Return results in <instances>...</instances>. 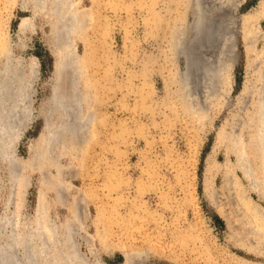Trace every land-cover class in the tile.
Segmentation results:
<instances>
[{"label":"rangeland","instance_id":"rangeland-1","mask_svg":"<svg viewBox=\"0 0 264 264\" xmlns=\"http://www.w3.org/2000/svg\"><path fill=\"white\" fill-rule=\"evenodd\" d=\"M38 1L0 0L30 106L0 237L13 214L77 264H264V0Z\"/></svg>","mask_w":264,"mask_h":264},{"label":"bare ground","instance_id":"bare-ground-1","mask_svg":"<svg viewBox=\"0 0 264 264\" xmlns=\"http://www.w3.org/2000/svg\"><path fill=\"white\" fill-rule=\"evenodd\" d=\"M36 2L38 0H35ZM41 1V0H40ZM61 1V0H60ZM75 1V0H74ZM199 1V0H198ZM203 1V0H202ZM207 1V0H206ZM214 1V0H213ZM221 1V0H220ZM225 1V0H224ZM243 0H238V5L239 3H241ZM200 2V1H199ZM216 2V1H215ZM39 3V1L37 2ZM65 3H69V2H65ZM205 3V2H204ZM233 3V1H232ZM44 4V3H43ZM73 4V3H72ZM72 4L70 5V7L72 6ZM216 4V3H215ZM221 4V3H218ZM225 4V3H224ZM223 4V5H224ZM235 4V3H234ZM227 5V4H226ZM67 6V5H66ZM222 6V5H221ZM225 6V5H224ZM227 7V6H225ZM233 7V6H232ZM43 8V7H42ZM67 8V7H66ZM73 8V7H72ZM71 8V9H72ZM80 9V8H79ZM224 9V8H223ZM222 9V10H223ZM205 11V10H203ZM233 12V11H232ZM73 13V12H72ZM45 14V13H44ZM200 14H204L202 11ZM207 14V12H206ZM223 14V13H222ZM229 14V13H228ZM221 15V13H220ZM226 15V16H225ZM224 16L227 17V14H225ZM58 16V14H57ZM65 16V15H64ZM61 17V16H60ZM204 17V16H203ZM65 18V17H64ZM213 18V17H212ZM222 18V16H221ZM238 18V17H237ZM200 18L199 22H203L201 21ZM224 19V18H223ZM226 19V18H225ZM21 20V19H20ZM222 20V19H221ZM235 21V20H234ZM239 21V20H238ZM237 21V22H238ZM67 22V20H66ZM84 22V21H83ZM221 22V21H220ZM202 24V23H201ZM254 24V23H253ZM77 27L79 26L78 23L76 22ZM76 25H73L74 27ZM200 25V24H199ZM203 25V24H202ZM206 25V24H205ZM204 25V26H205ZM65 27L67 25H64ZM177 26V25H176ZM221 26V25H220ZM23 27V23H21V28ZM68 27V26H67ZM66 27V28H67ZM80 27V26H79ZM24 28V27H23ZM73 28V27H72ZM76 28V27H75ZM200 27H198L199 29ZM70 29V28H69ZM68 29V30H69ZM197 29V28H196ZM24 30V29H23ZM73 30V29H70ZM198 31V30H197ZM199 32V31H198ZM201 33V32H200ZM176 34V33H175ZM177 35V34H176ZM184 38V37H183ZM198 38V37H197ZM199 39V38H198ZM221 39V38H220ZM219 39V40H220ZM182 40V39H181ZM185 40V39H184ZM195 40V39H194ZM174 42V40H171ZM205 41V40H204ZM222 43V40H220ZM252 41V40H251ZM199 43V41H197ZM224 42V41H223ZM226 42V41H225ZM196 43V42H195ZM227 43V42H226ZM169 44V42H168ZM223 44V43H222ZM225 44V43H224ZM223 44V47H224ZM184 45V44H182ZM180 45V47L182 46ZM188 45V44H187ZM220 46V44H219ZM227 46V45H226ZM183 47V46H182ZM188 47V46H187ZM222 47V46H221ZM218 48V47H217ZM225 48V47H224ZM184 49V47H183ZM191 49V46L190 48ZM222 50V49H220ZM229 50V49H228ZM185 51V50H184ZM190 51V50H189ZM224 51V50H223ZM230 51V50H229ZM9 52V51H8ZM192 52V51H191ZM184 53V52H182ZM181 53V54H182ZM218 53V52H217ZM216 53V54H217ZM222 53V51H221ZM178 54V53H177ZM199 55V54H198ZM194 56V55H193ZM201 58V55H199ZM217 56V55H216ZM12 57V56H11ZM195 57V56H194ZM198 58V57H197ZM207 59V58H206ZM216 59V58H215ZM217 59H219L217 57ZM208 60V59H207ZM210 60V59H209ZM11 61V60H10ZM204 62H206L205 59H203ZM18 62V61H17ZM210 63V61H207ZM209 63L207 65H209ZM214 63V62H213ZM218 63H222V62H218ZM206 63H204L205 66ZM188 65V64H187ZM186 65V67H188ZM213 65V64H212ZM220 65V64H219ZM219 65L218 68H219ZM214 66V65H213ZM216 66V64H215ZM26 67V66H25ZM33 67V66H32ZM223 67V66H222ZM211 68V67H210ZM217 68V67H216ZM217 68V69H218ZM21 69V68H20ZM19 69V70H20ZM24 69V68H23ZM205 69V68H204ZM209 69V66H208ZM207 68L206 70L209 71ZM215 69V67H214ZM18 70V71H19ZM220 70V69H219ZM218 71V70H217ZM188 72V71H187ZM186 72V73H187ZM204 72V71H203ZM1 75H0V159L5 162L6 168L8 170V174L10 176V173H12V171L14 170V165L16 164V157L14 154V149H13V143L15 141V139L17 138V134H18V130H19V126L23 123L26 122L25 119H27L29 117V105L27 106L26 104H22L21 102V97H25L27 92V84H26V77L23 76L22 74H19L15 68L11 67L9 68V63H7L6 65L4 64V67L1 71ZM21 73V72H20ZM212 73V72H209ZM217 73V72H215ZM223 73V70H222ZM208 74V73H206ZM220 74V73H219ZM218 75V74H215ZM205 76V74H204ZM212 77V75H211ZM216 78V77H215ZM214 78V79H215ZM20 79L19 83H15L16 80ZM26 80V81H25ZM186 80H190L188 77L186 78ZM203 80V77H202ZM207 80V78H206ZM205 80V81H206ZM218 80V79H217ZM205 81L203 83H205ZM188 82V81H187ZM214 82H217L214 80ZM187 84V83H186ZM191 84V81L189 82V85ZM208 84V83H207ZM188 87H192L189 86ZM209 85V84H208ZM208 87V86H206ZM211 87V86H210ZM30 91V90H29ZM187 91V90H186ZM191 91V90H190ZM202 91V90H201ZM190 93V92H189ZM190 95V94H189ZM29 96V95H28ZM192 96V94H191ZM204 96V95H203ZM30 97V96H29ZM195 97V96H194ZM192 97V98H194ZM29 99V98H28ZM63 99V98H61ZM204 99V98H203ZM202 99V100H203ZM27 100V99H26ZM192 100V99H191ZM55 101H57V99H55ZM61 102V100L59 99L58 102ZM193 101V100H192ZM25 102V101H24ZM64 101H62V103L60 104L59 107H61V105H63ZM76 102V101H75ZM73 102V103H75ZM57 103V102H56ZM192 103V102H191ZM30 104V102H29ZM80 104V103H79ZM264 104V103H263ZM25 105V106H24ZM59 105V103H58ZM74 105V104H73ZM202 105V104H201ZM19 106L23 107L22 112H20L19 110ZM66 106V105H65ZM64 106V107H65ZM69 106V105H68ZM76 106V105H74ZM73 106V107H74ZM78 106V105H77ZM81 106V105H80ZM203 106V105H202ZM63 107V106H62ZM63 107V108H64ZM260 108L264 109V105H260ZM204 108V107H203ZM66 109V108H64ZM74 109V108H73ZM74 111V110H73ZM78 111V110H77ZM80 111V110H79ZM66 114V111H64ZM70 112V111H69ZM90 111H88L89 113ZM78 113V112H77ZM80 113V112H79ZM68 115V114H66ZM50 116V115H49ZM79 117V116H78ZM88 118V117H87ZM87 118L85 119V121H87ZM264 119V118H263ZM262 119V122H263ZM80 120V118H78V121ZM82 120V118H81ZM89 120V119H88ZM83 121V120H82ZM81 122V124H83ZM88 122V121H87ZM86 122V123H87ZM90 122V121H89ZM68 124V123H67ZM85 126V123L83 124ZM88 128V127H86ZM83 129V128H82ZM264 131V128L261 129V133ZM54 134V130H50L48 132L47 135V140L46 143H48L47 141H50L52 139V136ZM264 136V135H263ZM262 137V135H261ZM49 139V140H48ZM262 143H263V147H264V138H262ZM262 157L264 158V149H262V153H261ZM248 158V157H247ZM241 165V164H240ZM250 166V165H249ZM251 168V166H250ZM251 174V173H249ZM250 175H248L247 178L250 179L249 177ZM256 183V182H255ZM261 194L264 196V193L261 192ZM253 208V207H252ZM256 211V210H255ZM13 214L10 215H4L5 217H3V221H4V225L8 226L7 228H10V230L8 231L7 235L6 234H2L0 237V264H77L79 262V258L76 255V252L74 251L73 245H71L70 242V236L68 235L69 239H67V241H69V245L71 246V249H67L66 252L64 253L63 250H61L62 248L59 247L60 242H52L50 244L47 243V241L44 239V235L48 234L49 232V221H47L45 218L44 220L41 221L40 218H38L39 222H36V225H32L30 227H28L26 230H28L27 234L22 233V228H20L19 230L16 228V224L17 222V218H15V216H11ZM25 220V219H24ZM259 220V219H258ZM259 222V221H258ZM31 224V223H30ZM51 226L55 227L57 229L56 226H54V224H50ZM260 225V223H259ZM261 225H263L261 223ZM260 225V226H261ZM23 227V226H22ZM262 227V226H261ZM51 229V228H50ZM69 230V229H68ZM48 231V232H47ZM51 232V231H50ZM49 232V233H50ZM58 232V231H57ZM49 236V235H45ZM50 238V237H49ZM44 239V240H43ZM48 239V238H47ZM52 239V238H51ZM2 240V241H1ZM252 240V239H251ZM254 240V239H253ZM252 240V241H253ZM16 241V245L14 246V242ZM262 245V244H261ZM11 247V248H10ZM259 247V246H258ZM77 247H75L76 249ZM57 249V250H56ZM73 249V250H72ZM262 249V248H261ZM68 251V252H67ZM78 251V250H77ZM52 253H57L58 256H51L50 254ZM68 254V255H67ZM136 257V256H135ZM81 259V258H80ZM84 259V258H83ZM132 260V259H129ZM83 261V260H82ZM135 261V260H133ZM137 261V260H136ZM146 261V260H145ZM144 261V262H145ZM141 261H139L140 263ZM143 262V263H144ZM135 263V262H134ZM137 264V263H136Z\"/></svg>","mask_w":264,"mask_h":264}]
</instances>
